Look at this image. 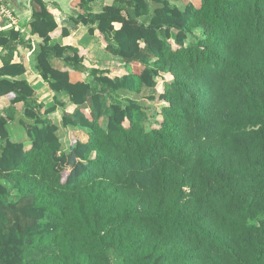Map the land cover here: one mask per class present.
I'll return each instance as SVG.
<instances>
[{
	"label": "trees",
	"instance_id": "1",
	"mask_svg": "<svg viewBox=\"0 0 264 264\" xmlns=\"http://www.w3.org/2000/svg\"><path fill=\"white\" fill-rule=\"evenodd\" d=\"M92 1L73 0L71 19L125 75L93 68L83 80L85 52L50 45L69 31L31 0L40 75L76 105L61 121L9 78L25 72L12 62L21 33L0 32V264H113L112 253L122 264H264V0H113L98 13ZM165 74L147 127L138 96ZM119 93L130 96L109 104ZM60 128L87 139L67 149Z\"/></svg>",
	"mask_w": 264,
	"mask_h": 264
},
{
	"label": "crops",
	"instance_id": "2",
	"mask_svg": "<svg viewBox=\"0 0 264 264\" xmlns=\"http://www.w3.org/2000/svg\"><path fill=\"white\" fill-rule=\"evenodd\" d=\"M48 4L49 11L53 14L55 21L61 28H67L68 36L58 35L50 42V45L58 44L60 46H69L72 51L65 53L69 56L74 51L85 52L84 65L87 71H83L80 76L83 80H90L89 71L93 68L106 70L109 73L106 75L110 77L122 76L129 71L126 69L124 61L121 57L109 53L105 49L98 34H90L87 28L81 24H77L71 18L76 16L78 9L72 5L73 0H45ZM113 3V0H94L90 3L94 13L101 12L103 7ZM10 8L13 10L15 16V23H10L5 17L0 14V32L11 29L19 30L21 33L20 43L17 44L13 51V63H20L24 66L25 72L16 77H9L11 79H25L34 89L35 98L38 103L44 104V108L57 105L56 110L52 112L49 117L56 121H61L65 112L73 113L76 105L71 102L69 95L62 91L57 93L50 88L48 82L44 81L38 69V54L43 45V39L30 31V22L32 20L31 0H10ZM117 27L119 25L117 24ZM4 53L3 47L0 46V56ZM51 63L59 69H70L72 66L68 64L66 58H58L54 54L50 57ZM3 62L0 58V69ZM148 91V90H146ZM58 100V101H57ZM18 116H22L24 112V104L18 103L16 105ZM64 136L66 138L75 135L81 140H86V134L81 130H71L70 128H63ZM78 131L79 133L77 134ZM71 133V134H70ZM70 134V135H69ZM66 145V144H65ZM70 146V144H69ZM69 146L66 148L68 149Z\"/></svg>",
	"mask_w": 264,
	"mask_h": 264
},
{
	"label": "rangeland",
	"instance_id": "3",
	"mask_svg": "<svg viewBox=\"0 0 264 264\" xmlns=\"http://www.w3.org/2000/svg\"><path fill=\"white\" fill-rule=\"evenodd\" d=\"M148 1H149L150 4H153L152 0H148ZM173 2L175 4H178L179 6L183 7L187 3H193V4L198 5L200 3V0H173ZM201 35H202L201 31L197 30L194 34L189 36L188 40L186 41L187 44H189L191 42H194L195 39L200 37ZM171 79H172V76L171 75H167V74L163 75L162 77L157 78V86H156V88L148 90V91H144V93H142L141 95L138 96L139 101L143 105H145L147 107V115L144 118V123H145V125L147 127H149L155 121V117L156 118L158 117V115L160 114L159 112L161 110V107L163 106V105H161L159 103H156L154 101H150L148 99V97L150 95H158L162 91L164 83L167 82V81H170ZM129 96H130V94H128V93H119V95L110 94L109 98H108L109 104L115 99H120V100H123V101L125 100L126 101ZM19 127L20 126H18L17 123H14L11 126L12 137L14 139H18L19 136L22 135V134H19V131H20ZM76 132H77V134L79 133L78 131H76ZM59 134H60L63 146L66 147V145H67V147H68L69 144H70V139L66 138L64 136V129L63 128H60ZM73 136H75V135H73ZM1 142L2 141L0 139V143ZM4 183L10 188V191L12 193L11 194V200H16L18 195H17V193L14 190L11 189V184L9 182H7V181H4ZM111 256L113 258V264H122V260L115 253H112Z\"/></svg>",
	"mask_w": 264,
	"mask_h": 264
},
{
	"label": "built area",
	"instance_id": "4",
	"mask_svg": "<svg viewBox=\"0 0 264 264\" xmlns=\"http://www.w3.org/2000/svg\"><path fill=\"white\" fill-rule=\"evenodd\" d=\"M9 4L10 0H0V14L13 24L15 23V16Z\"/></svg>",
	"mask_w": 264,
	"mask_h": 264
}]
</instances>
